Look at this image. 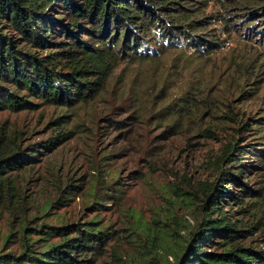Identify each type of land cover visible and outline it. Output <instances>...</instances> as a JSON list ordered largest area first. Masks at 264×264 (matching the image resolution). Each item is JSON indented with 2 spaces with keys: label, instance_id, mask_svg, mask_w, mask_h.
<instances>
[{
  "label": "rangeland",
  "instance_id": "rangeland-1",
  "mask_svg": "<svg viewBox=\"0 0 264 264\" xmlns=\"http://www.w3.org/2000/svg\"><path fill=\"white\" fill-rule=\"evenodd\" d=\"M251 9L220 11L230 24L224 30L214 23L220 46L209 54L196 57L193 48L172 45L150 59L121 60L92 99L0 110V124L21 130L23 144L46 136L55 126L49 121L68 114L70 136L51 148L39 146L32 167L16 176L32 225L84 224L96 214L95 224L109 233L88 252V264H170L174 239L187 236L200 218L202 182L218 176L238 198L219 200L213 216H225L228 234L264 246V152L257 149H264V137H257L264 134V22ZM160 75L172 81L158 94L160 84L151 81ZM187 84L198 87L201 101L193 99L180 118L164 115L161 106ZM235 153L244 156V172L238 179L219 174L220 168L236 174L228 166ZM98 174L113 182L107 199L95 204L86 189ZM9 217L6 210L0 214L1 243ZM214 240L205 248L218 249L222 237ZM6 246L18 249L17 236Z\"/></svg>",
  "mask_w": 264,
  "mask_h": 264
},
{
  "label": "trees",
  "instance_id": "trees-1",
  "mask_svg": "<svg viewBox=\"0 0 264 264\" xmlns=\"http://www.w3.org/2000/svg\"><path fill=\"white\" fill-rule=\"evenodd\" d=\"M246 5L251 12L261 13L259 20L264 22V0H0V110L34 109L42 103L69 107L92 99L121 60L150 59L172 45H187L196 57L209 54L220 46L214 23L220 22L224 30L230 24V15L220 11L229 13ZM165 78L160 75V80L151 81L160 84L158 94L169 88L172 80ZM199 91L187 84L159 110L180 118L192 109L193 99L201 101L196 97ZM66 117V113L56 115L49 121L55 126L46 136L26 144L21 142V130L7 122L0 124V214L6 210L10 215V229L1 236L0 264H88V252L108 236L106 227L95 224L96 214L84 224L62 221L58 225H32L35 217L27 215L16 176L32 167L39 146L51 148L70 136ZM243 159L241 155L229 159L228 166L236 168V174L223 168L219 174H234L238 179L244 172ZM217 178L202 182L200 218L187 236L174 239L170 264H264V246L228 234L231 227L225 216H213L219 200L238 198ZM112 182L98 174L86 193L100 204ZM241 183L245 189L237 190L247 192L248 186ZM15 236L18 249L6 246ZM218 236L222 237L218 249L205 248Z\"/></svg>",
  "mask_w": 264,
  "mask_h": 264
}]
</instances>
